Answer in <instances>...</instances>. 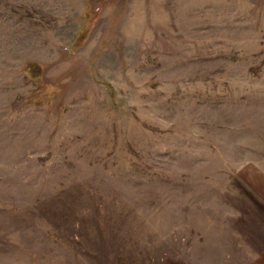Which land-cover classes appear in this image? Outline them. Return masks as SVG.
I'll use <instances>...</instances> for the list:
<instances>
[{
    "label": "rangeland",
    "instance_id": "rangeland-1",
    "mask_svg": "<svg viewBox=\"0 0 264 264\" xmlns=\"http://www.w3.org/2000/svg\"><path fill=\"white\" fill-rule=\"evenodd\" d=\"M0 264H264V0H0Z\"/></svg>",
    "mask_w": 264,
    "mask_h": 264
}]
</instances>
